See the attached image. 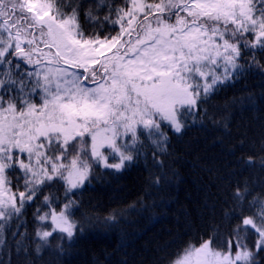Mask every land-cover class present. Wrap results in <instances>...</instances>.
<instances>
[{
  "label": "snow or ice",
  "instance_id": "1",
  "mask_svg": "<svg viewBox=\"0 0 264 264\" xmlns=\"http://www.w3.org/2000/svg\"><path fill=\"white\" fill-rule=\"evenodd\" d=\"M79 7L72 0H0V247L15 220L17 255H31L21 217L44 187L60 182L64 193L45 195L33 213L37 256L54 233L75 237L77 201L69 197L94 166L119 172L145 133L163 151L162 127L181 134L220 85L246 67H264L255 56L264 54V0H125L115 19L111 4L96 0L85 12L100 25L91 35L81 27ZM103 7L101 21L93 11ZM104 23L119 31L101 37ZM245 50L253 53L247 65L239 62ZM13 60L15 72L19 61L33 70L16 78ZM10 173H18L15 187ZM248 192L246 184L235 189L237 206ZM249 207L255 211L240 218L226 246L214 247L213 235L171 264H255L256 252L264 251V199L253 197ZM250 234L255 251L246 243Z\"/></svg>",
  "mask_w": 264,
  "mask_h": 264
},
{
  "label": "trees",
  "instance_id": "2",
  "mask_svg": "<svg viewBox=\"0 0 264 264\" xmlns=\"http://www.w3.org/2000/svg\"><path fill=\"white\" fill-rule=\"evenodd\" d=\"M147 1L154 3L155 0ZM72 2L80 6L79 22L83 31L90 35L96 32L100 25L93 24L85 16L89 8H95L96 0ZM107 2L113 8L112 18L115 19V9L124 7L125 0ZM65 11L70 12L71 8H66ZM93 14L103 21L108 8L94 10ZM118 31L119 26L113 29L104 23L100 34L103 37L109 33L115 35ZM252 56L251 51L245 50L239 62L247 65ZM255 56L264 66V54L256 52ZM16 63L13 60L12 68L16 78L33 70L32 66L19 61V72H15ZM2 71L4 69H0ZM230 81H237L236 87L233 91L228 88L224 97H218L214 104L216 113L208 108L201 131H194L187 126L181 134H176L169 127H162L161 130L168 137L167 143L162 146L163 151L152 143L146 133L140 139L142 144L138 153L124 170L115 172L109 169L112 173L107 179L109 185L100 188L98 192L99 189L92 190L94 185L88 187L87 181L85 182L80 188L84 190L82 198L89 200L91 206L96 204L106 211L111 206L130 201H135V204L146 194L143 173L148 174L151 184L148 186L147 201L148 206L152 203L154 207L148 212H139L141 215H132L131 219L134 220L131 221V229L134 231L122 233L120 246L116 238L92 239L88 236L89 240L82 242L74 257L66 264H164L166 258L178 248V241L199 238L218 228L226 230L224 228L230 221L226 218V213H229L231 204L235 201V189L238 186L243 188L246 181L252 180L254 184L261 183L264 187V169L245 163L249 157L259 156L264 159V67H246L224 84L227 85ZM197 111L199 115V110ZM189 118L193 119L192 116L187 117ZM155 150L163 158L164 164L153 163L146 170L129 171L135 163L147 159L150 151ZM177 173L180 174V179H175ZM54 186L55 183L45 189L55 192ZM151 212L162 217L149 230L145 219L152 216ZM144 231L151 233L150 236H145ZM53 241L54 235L49 243ZM220 243H224V240ZM109 254L110 259L104 260V255L108 257Z\"/></svg>",
  "mask_w": 264,
  "mask_h": 264
},
{
  "label": "bare ground",
  "instance_id": "3",
  "mask_svg": "<svg viewBox=\"0 0 264 264\" xmlns=\"http://www.w3.org/2000/svg\"><path fill=\"white\" fill-rule=\"evenodd\" d=\"M156 3V0L154 1ZM101 35V34H100ZM102 37V35H101ZM248 56V55H247ZM261 61V60H260ZM223 72V70L221 71ZM237 81H230L229 83L222 84L218 87V89L204 102H202L198 108L199 115H197V119L195 123H192L191 118L187 119L188 121V127L193 129L194 131H201L204 127L205 123V117L204 115L206 111L209 108V111L216 113L217 109L215 107V102L218 99V97H224V94L228 88H230L232 91L236 87ZM158 150V149H157ZM159 151V150H158ZM159 153H161L159 151ZM159 153H156V150L149 153V156L147 159L142 160L140 162L135 163L129 171H138V169H144L146 170L151 166L153 163L157 164H164L163 158L159 155ZM255 161L253 165L264 169L262 167V163H264V159H261L259 156L252 157ZM128 162L127 164H129ZM170 168V165L168 166ZM114 169H111L113 171ZM124 170V169H122ZM120 170V171H122ZM177 170V169H176ZM175 170V171H176ZM111 171L109 169L100 167V166H94L92 173L89 176V180L87 181V186L94 185L92 190L98 192L101 190L100 188H103L107 185H109V178L112 175ZM117 172L116 170H114ZM119 171V172H120ZM178 172V171H176ZM144 174V181L146 182V186L144 188V194L142 197L136 201L134 204L133 201H130L128 203L122 204V205H114L110 208L106 209V211H103L98 205L94 204L91 206V203L87 199H83L82 195L84 193L83 189H79L76 191V194L74 196H70V199L76 200L77 205L73 208L72 214L73 218L78 222L79 227L76 230V235L73 238V240L69 241L66 237L63 239L61 238V234L54 233L55 241L50 243V247H47L42 250L41 254L39 256L35 255V253L32 251L35 247V243L33 242V237L35 235V229H36V221L34 220L33 213L36 211L38 207L41 206V201L43 200V197L45 195H48L49 193H55L57 196L63 197L64 188L62 183L57 182L55 183V189L56 191L45 189L39 193L38 198L30 203V205L26 206L23 210V216L21 217L22 220L26 221V227L28 232V238L26 243L30 245L29 251L31 252V255L25 256L23 253L20 255H17L15 250V243L12 239V231L16 230V221L12 222L10 229L5 231V238L6 243L0 247V264H66L68 260H70L72 257H74V253L78 251L77 249L81 246L82 242L88 241L90 238H108V240H117V244L119 246L121 245V235L124 231L132 230V215H141L139 212L146 211L148 212L151 207H154V204L151 203L150 206H148V198H147V192H148V186L151 184L149 175ZM11 175L16 179L18 173H11ZM181 178L180 174H175V179ZM108 179V180H107ZM253 181V180H252ZM246 181V185L249 189L247 199L239 206H237L236 201H232V206L230 207L231 210L229 211V215H227L226 218L230 219L228 222V225L224 229L221 230L215 229L213 232L207 235H202L201 237H195V238H187L183 242L178 241L177 242V249L173 251V253L168 256L165 260L164 264H171L173 260H175L178 257V254L182 253L183 250L188 247L190 244L193 246H198L201 244L204 240H207L210 236L215 235L217 242H224L226 243L228 239L231 238V232L233 227L239 223V220L242 216L251 215L255 209L249 207V201L253 197H260L264 199V187L261 183L254 184L253 182ZM18 183L17 179L15 181V185ZM20 184L23 183V181H19ZM84 186V185H83ZM82 186V187H83ZM234 200V198H233ZM60 205L62 206L63 203H66L65 200L61 199L59 201ZM46 211L45 208H41V212ZM152 216H147L145 219V225H147V228L150 230L155 223L161 219L162 215H157L156 212H151ZM109 217H114V219H108ZM130 219V221H129ZM46 225H48L47 228L44 230H48L50 228V221L45 222ZM20 232L25 231V228L22 226L19 229ZM134 231V230H132ZM136 233V231H135ZM145 236H150L151 233L143 232ZM89 236V237H88ZM130 237V236H129ZM125 238V236H123ZM255 240L256 236L255 234H250L248 236V239L246 241L249 248H251L253 251H255ZM131 241L129 240L128 243ZM127 243V244H128ZM60 246L59 248L57 246ZM62 249V251H61ZM110 259V254L107 257L104 255V260ZM255 263L257 264H264V251L256 252L254 257ZM45 262V263H43ZM101 264L103 262H100Z\"/></svg>",
  "mask_w": 264,
  "mask_h": 264
},
{
  "label": "rangeland",
  "instance_id": "4",
  "mask_svg": "<svg viewBox=\"0 0 264 264\" xmlns=\"http://www.w3.org/2000/svg\"><path fill=\"white\" fill-rule=\"evenodd\" d=\"M222 70H223V69H221V71H222ZM110 162H115V161H110ZM199 245H200V244H199ZM199 245H198V246H199ZM198 246H196V247H198ZM250 249H251V248H250Z\"/></svg>",
  "mask_w": 264,
  "mask_h": 264
}]
</instances>
